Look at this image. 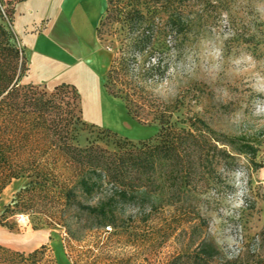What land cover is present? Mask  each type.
Here are the masks:
<instances>
[{
  "label": "trees",
  "instance_id": "trees-1",
  "mask_svg": "<svg viewBox=\"0 0 264 264\" xmlns=\"http://www.w3.org/2000/svg\"><path fill=\"white\" fill-rule=\"evenodd\" d=\"M22 1L0 0V195L13 180H25L2 216L24 214L34 228L60 227L79 240L94 229L122 227L118 219L127 210L145 220L161 210L198 215L200 197L222 172L236 170L240 158L264 168V157L256 162L261 142L218 132L195 114L182 119L179 100L154 93L192 39L205 33L222 28L228 51L264 55V24L246 19L251 12L240 17L232 0H106L96 27L98 40L106 37L113 53L103 88L132 119L158 132L133 142L108 130L90 131L81 144L87 126L77 88L22 82L28 59L12 30ZM219 253L201 240L176 259L212 264ZM44 259L42 250L25 254L0 246V264H47Z\"/></svg>",
  "mask_w": 264,
  "mask_h": 264
},
{
  "label": "rangeland",
  "instance_id": "rangeland-1",
  "mask_svg": "<svg viewBox=\"0 0 264 264\" xmlns=\"http://www.w3.org/2000/svg\"><path fill=\"white\" fill-rule=\"evenodd\" d=\"M232 2L240 17L251 12L246 19L264 24V0ZM1 8L6 20L9 6L4 3ZM226 38L220 28L192 39L154 93L164 101L179 100L182 119L195 114L218 132L261 142L259 162L264 157V55L256 58L247 51H228ZM106 39L99 42L109 51ZM213 49L219 50L214 59L207 55ZM117 112L119 116H113L117 125L110 124L114 129L89 123L82 116L87 128L79 142L85 144L90 131L108 130L133 142L157 134V126L132 119L123 103ZM24 183V179L13 180L0 195V246L25 254L42 250L47 264H185L176 256L189 253L201 240L220 252L212 264H264V235H260L264 168L255 170L244 158L233 172H222L215 187L200 197L198 215L161 210L145 220L143 214L127 210L118 219L122 227L94 229L81 233L79 240L69 239L60 227L34 228L24 214L2 216L4 206Z\"/></svg>",
  "mask_w": 264,
  "mask_h": 264
},
{
  "label": "crops",
  "instance_id": "crops-1",
  "mask_svg": "<svg viewBox=\"0 0 264 264\" xmlns=\"http://www.w3.org/2000/svg\"><path fill=\"white\" fill-rule=\"evenodd\" d=\"M105 9L106 0H25L15 5L12 30L28 59L26 83L74 85L84 120L114 129L122 102L103 88L113 54L96 36Z\"/></svg>",
  "mask_w": 264,
  "mask_h": 264
},
{
  "label": "clouds",
  "instance_id": "clouds-1",
  "mask_svg": "<svg viewBox=\"0 0 264 264\" xmlns=\"http://www.w3.org/2000/svg\"><path fill=\"white\" fill-rule=\"evenodd\" d=\"M207 55L214 59L219 55V50L218 49L208 50ZM189 58L191 59L192 56H190Z\"/></svg>",
  "mask_w": 264,
  "mask_h": 264
}]
</instances>
